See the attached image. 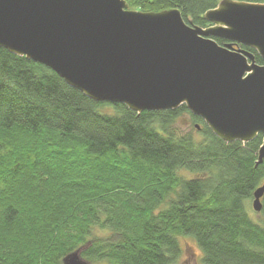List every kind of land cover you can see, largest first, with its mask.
Listing matches in <instances>:
<instances>
[{"label":"trees","instance_id":"1","mask_svg":"<svg viewBox=\"0 0 264 264\" xmlns=\"http://www.w3.org/2000/svg\"><path fill=\"white\" fill-rule=\"evenodd\" d=\"M219 1L126 0L200 27ZM183 114L192 128L180 132ZM261 142H225L185 105L93 101L0 47V264H62L80 247L92 264H176L184 236L200 264H264V194L258 218L249 207L264 184Z\"/></svg>","mask_w":264,"mask_h":264},{"label":"water","instance_id":"2","mask_svg":"<svg viewBox=\"0 0 264 264\" xmlns=\"http://www.w3.org/2000/svg\"><path fill=\"white\" fill-rule=\"evenodd\" d=\"M203 18L209 26L184 21L177 8L127 9L126 0H0V47L50 68L96 102L138 113L185 105L225 142L262 134L260 164L264 65L238 46L264 59V3L220 0ZM263 194L264 184L253 192L256 213ZM83 249L62 264H92Z\"/></svg>","mask_w":264,"mask_h":264},{"label":"rangeland","instance_id":"3","mask_svg":"<svg viewBox=\"0 0 264 264\" xmlns=\"http://www.w3.org/2000/svg\"><path fill=\"white\" fill-rule=\"evenodd\" d=\"M127 9H129L128 4ZM176 126L180 132L190 130L192 128V123L189 115L183 114L180 116L176 121ZM249 207L251 208V201ZM251 215L253 218H258V213L254 211ZM180 245L182 253L176 264H200L201 251L193 238L188 236L180 237Z\"/></svg>","mask_w":264,"mask_h":264}]
</instances>
